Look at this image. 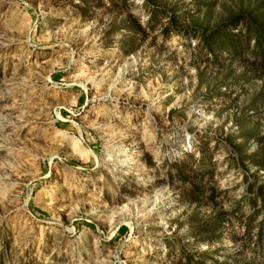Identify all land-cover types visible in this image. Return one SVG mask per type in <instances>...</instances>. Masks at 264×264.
Masks as SVG:
<instances>
[{"label": "rangeland", "instance_id": "1", "mask_svg": "<svg viewBox=\"0 0 264 264\" xmlns=\"http://www.w3.org/2000/svg\"><path fill=\"white\" fill-rule=\"evenodd\" d=\"M84 1L0 0V264H264V0Z\"/></svg>", "mask_w": 264, "mask_h": 264}, {"label": "trees", "instance_id": "2", "mask_svg": "<svg viewBox=\"0 0 264 264\" xmlns=\"http://www.w3.org/2000/svg\"><path fill=\"white\" fill-rule=\"evenodd\" d=\"M82 4H85L88 6L84 0H80ZM90 2H95V5H92V8L97 9L101 6H104L102 4L103 0H89ZM108 1L109 5L112 8H116V3L120 7V9L125 8L126 3L129 0H106ZM198 1V0H193ZM184 0H142L143 8L146 9L148 13V19L145 22L144 27H141L137 24L135 20H129V23L127 24H121L118 28L119 30H122L126 32L128 35H132V37L135 34H140L142 37L146 35V31L153 30L154 28L160 29V34L163 38H166L169 35H176L183 39H189V38H196L200 43L203 44V46L209 50L210 47L208 45V38L209 34L207 32V29L205 27L200 28L198 25L195 24V21H193V16L189 15V11L186 10V6H183ZM212 3L210 0H204L200 3H197V6L199 8L201 7H209ZM92 10V9H91ZM198 9H196L197 11ZM198 12V11H197ZM205 14V17H208L210 14L209 11L202 12V14ZM239 18H242V15H239ZM164 19L165 23L161 24L160 19ZM130 19V17H129ZM241 20L236 17L235 22L228 25V27H233L237 24V22ZM219 26V25H218ZM221 27H217L216 29H219ZM217 31V30H216ZM215 31V32H216ZM214 32V33H215ZM208 33V34H207ZM212 33V32H211ZM128 41L125 44V52L132 53L135 50L134 47V39L131 38V36H128Z\"/></svg>", "mask_w": 264, "mask_h": 264}]
</instances>
